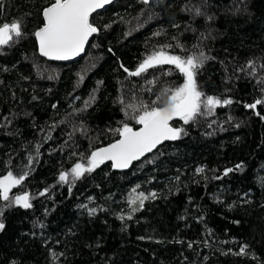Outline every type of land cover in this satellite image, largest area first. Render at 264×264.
Wrapping results in <instances>:
<instances>
[{
    "label": "trees",
    "instance_id": "16d2710c",
    "mask_svg": "<svg viewBox=\"0 0 264 264\" xmlns=\"http://www.w3.org/2000/svg\"><path fill=\"white\" fill-rule=\"evenodd\" d=\"M50 4L0 0V24L22 25L0 46V178L28 173L0 196V264H264V104L246 107L264 100V0H117L68 64L38 54ZM159 50L203 52L199 91L232 103L178 118L179 138L128 171L102 163L73 180L116 130L140 126L141 103L164 106L183 83L174 65L124 71ZM24 193L30 208L15 203Z\"/></svg>",
    "mask_w": 264,
    "mask_h": 264
},
{
    "label": "snow or ice",
    "instance_id": "6c2138e0",
    "mask_svg": "<svg viewBox=\"0 0 264 264\" xmlns=\"http://www.w3.org/2000/svg\"><path fill=\"white\" fill-rule=\"evenodd\" d=\"M148 2L149 0H144V3ZM109 3L111 0H54L49 7L43 10L44 26L35 32L39 42L40 54L53 60H69L78 56L84 50L88 38L98 31L89 22V16L96 9ZM187 10L194 11L196 15H202L198 8ZM21 36L22 25L20 22L0 24V46L8 45L14 40V37L19 38ZM177 47L182 46L177 45ZM207 59L208 57L203 52L198 55L193 53L183 57L159 50L143 60L134 71L124 68V71L131 76H141L142 73L157 66L174 65L175 69L184 77V83L174 89L165 90V95H168L169 92L171 94L168 95V100L164 106H157L161 99L159 96L151 106L141 103L142 113L132 118L142 127L139 130H133L128 124H124L121 129L116 130L120 136L119 140L107 147L93 151L88 157L87 166L78 162L72 167L70 170L72 179H79L85 172H92L105 160L112 161L115 168H127L132 161L140 159L147 152H151L162 141L179 138L183 129L174 128L169 124V121L173 120L174 117H179L187 124L190 121H195L199 115H211L217 106L231 104L230 99L221 101L216 97H205V94L198 90L197 70L203 66ZM150 83L152 82L150 81ZM260 104H264V100L258 99L246 107L255 109ZM202 106L207 110L206 112L201 111ZM128 107L132 106L129 105ZM256 114L259 115V113ZM197 171H203V169L200 168ZM231 171L232 169H227L225 175ZM27 174L25 172L17 177L9 171L6 176L0 178V196L5 201H9V192L13 187L20 185ZM59 181L68 183L69 173L61 172ZM41 195L44 193L42 192ZM151 196L154 197L155 193H152ZM139 198L141 206L143 200L148 199L143 193L139 194ZM14 199L16 204H20L24 208L32 207L27 193L17 195ZM135 202V199L131 200V203ZM135 210L133 209V211ZM3 227L4 225L0 223V229ZM241 253H243V249H241Z\"/></svg>",
    "mask_w": 264,
    "mask_h": 264
},
{
    "label": "water",
    "instance_id": "95a60500",
    "mask_svg": "<svg viewBox=\"0 0 264 264\" xmlns=\"http://www.w3.org/2000/svg\"><path fill=\"white\" fill-rule=\"evenodd\" d=\"M115 1H117V0H111V3L104 5L102 8H98V9H96V11L93 12V13L89 16V22L91 23V18H92L94 15H96L97 13L102 12L103 10L107 9V8H108L112 3H114ZM149 1H150V0H149ZM53 2H54V0H51V4H52ZM51 4H50V5H51ZM50 5H48L47 7H49ZM47 7H45V8H47ZM45 8H44V9H45ZM44 9H43V10H44ZM42 18H43V25H42L40 28H42V27L44 26V23H45V19H44V16H43V11H42ZM91 24H92V23H91ZM93 26H94V25H93ZM95 27H96V26H95ZM40 28H38L37 30H39ZM96 28H97V27H96ZM37 30H36V31H37ZM36 31H35V32H36ZM97 32H98V31H97ZM97 32H96V33H97ZM96 33H93V34L88 38V42L84 45V50H83L78 56H74V57H72V58L69 59V60H53V59H50V58H48V57L42 56V55L40 54V52H39V42H38V40H37L35 34H34V36H35V40H36V43H37L38 54H39L40 57H42V58H44V59H46V60H48V61H51V62L68 64V63H72V62L78 60L79 58H81V57L84 55V53H85V51H86V49H87V47H88L90 41L92 40V38L95 36ZM178 118H179V117H174L173 120L169 121L170 126L173 127V122H174L175 120H177ZM141 127H142V126L140 125L138 128H135V129L133 128V130H139ZM119 139H120V137H119L117 140H119ZM117 140H115V141H117ZM115 141H113V142H111V143H109V144H107V145H105V146H102L101 148L107 147L108 145L114 143ZM169 141H171V140H164V141H162V142H161L160 144H158V145H157V146H156L151 152H147V153H145L142 157H140V159L132 161V163H131L127 168H115V167H113V162H112V161H109V160H105L104 163H109V164H111V166H112L114 169H117V170H120V171H123V172L128 171V170L131 169L132 165H134L135 163L141 161L142 159H144L145 157H147L148 155H150L151 153H153L158 147L162 146L164 143L169 142ZM99 149H100V148H99Z\"/></svg>",
    "mask_w": 264,
    "mask_h": 264
},
{
    "label": "rangeland",
    "instance_id": "374dc122",
    "mask_svg": "<svg viewBox=\"0 0 264 264\" xmlns=\"http://www.w3.org/2000/svg\"><path fill=\"white\" fill-rule=\"evenodd\" d=\"M196 81H197V79H196ZM183 83H184V81H183ZM183 83H182V84H183ZM182 84H181V85H182ZM197 85H198V83H197ZM198 90H199V89H198ZM9 194H10V192H9ZM133 198H134V196H132L131 200H132ZM131 200H130V201H131Z\"/></svg>",
    "mask_w": 264,
    "mask_h": 264
}]
</instances>
